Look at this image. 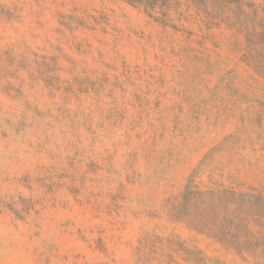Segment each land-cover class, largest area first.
Listing matches in <instances>:
<instances>
[{"label":"rangeland","instance_id":"374dc122","mask_svg":"<svg viewBox=\"0 0 264 264\" xmlns=\"http://www.w3.org/2000/svg\"><path fill=\"white\" fill-rule=\"evenodd\" d=\"M0 264H264V0H0Z\"/></svg>","mask_w":264,"mask_h":264}]
</instances>
